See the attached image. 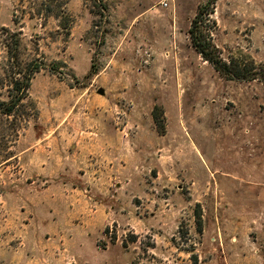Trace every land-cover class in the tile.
Returning a JSON list of instances; mask_svg holds the SVG:
<instances>
[{
	"label": "rangeland",
	"instance_id": "rangeland-1",
	"mask_svg": "<svg viewBox=\"0 0 264 264\" xmlns=\"http://www.w3.org/2000/svg\"><path fill=\"white\" fill-rule=\"evenodd\" d=\"M208 1L0 0V101L45 64L0 112V264H264V84L195 50ZM213 1L264 67V0Z\"/></svg>",
	"mask_w": 264,
	"mask_h": 264
},
{
	"label": "trees",
	"instance_id": "trees-1",
	"mask_svg": "<svg viewBox=\"0 0 264 264\" xmlns=\"http://www.w3.org/2000/svg\"><path fill=\"white\" fill-rule=\"evenodd\" d=\"M100 3H103L102 0H100ZM213 4L214 1L209 0L206 5H203L192 22L189 34L193 47L202 58L209 62L224 78L238 81L260 80L264 84V67L258 66L252 58H223L222 51L215 45L210 32V29L215 25V21L211 18L213 11L210 9ZM19 44L18 41L17 45ZM17 51L18 50H16L15 53H18ZM12 58H14V56H12ZM43 68H45L43 62L38 60L32 62L25 80L23 82L14 83L9 103L0 101L1 113L9 116L13 115L18 106L27 97V92L31 86L34 74ZM53 70H55V68ZM198 219L200 226L202 221L201 215H199ZM199 231H202L201 226Z\"/></svg>",
	"mask_w": 264,
	"mask_h": 264
},
{
	"label": "water",
	"instance_id": "water-1",
	"mask_svg": "<svg viewBox=\"0 0 264 264\" xmlns=\"http://www.w3.org/2000/svg\"><path fill=\"white\" fill-rule=\"evenodd\" d=\"M99 94L104 95L105 94V90L104 89H100L99 90Z\"/></svg>",
	"mask_w": 264,
	"mask_h": 264
}]
</instances>
